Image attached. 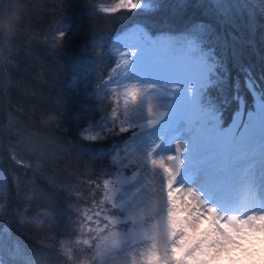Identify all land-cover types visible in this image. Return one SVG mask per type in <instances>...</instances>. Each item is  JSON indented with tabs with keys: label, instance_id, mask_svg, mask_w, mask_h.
Instances as JSON below:
<instances>
[{
	"label": "snow or ice",
	"instance_id": "obj_1",
	"mask_svg": "<svg viewBox=\"0 0 264 264\" xmlns=\"http://www.w3.org/2000/svg\"><path fill=\"white\" fill-rule=\"evenodd\" d=\"M11 3L0 0V15ZM18 3L23 6L18 22L12 34L0 32V47L15 43V33L31 11L25 6L32 0ZM165 6L164 0H97L87 3V14L119 13L117 19L124 22ZM186 6V0L175 5ZM205 6L224 23L254 8L247 0H207ZM148 23L132 25L125 33L128 42H114L111 53L103 51L102 37H93L73 59L77 69L85 61L94 68L105 55L114 56L107 74L91 85L93 74L87 71L73 80L74 89H83L89 101L80 112L99 114L81 125L79 136L86 143L80 151L108 159L109 170L78 181L80 188L51 181L75 201L66 205V216L44 209L33 214L37 190H26L14 178L24 201L16 226L20 231L63 227L48 246L57 264H264V74L258 77L251 67L239 65L242 91L241 76L232 77L217 55L214 42L221 37L210 24H193L179 35H157ZM78 34L79 26L62 18L43 39L59 51ZM12 55L9 50V62ZM230 101L237 108L225 125ZM50 121L58 125L59 114H51ZM109 139L117 142L104 148ZM0 140L7 141L11 164L33 169L24 157L39 150L35 133L10 121ZM8 212L0 169V221ZM6 236L11 240L0 223V264H34L18 239L8 246L5 259Z\"/></svg>",
	"mask_w": 264,
	"mask_h": 264
},
{
	"label": "trees",
	"instance_id": "obj_2",
	"mask_svg": "<svg viewBox=\"0 0 264 264\" xmlns=\"http://www.w3.org/2000/svg\"><path fill=\"white\" fill-rule=\"evenodd\" d=\"M88 2L95 3L97 0H66L64 4L61 0H32L25 6L31 11L24 16L23 28L15 33V43L0 47V131L12 121L22 131L36 134V148L39 149L24 157L26 162L33 164V169H20L6 159L7 141L0 140V169H3L9 201L8 215L0 223L5 224L11 234V240L5 237V259L8 258V246L18 239L34 264H57L48 246L54 243L55 231H64L63 227L48 231L47 225L18 230L17 210L23 209L24 201L17 196L14 178L26 190L33 186L37 190L38 195L31 205L33 214L44 209L55 210L53 214L63 212L66 216V205L75 201L66 199L68 193L57 191L51 181L55 180L57 186L75 185L80 188L78 181L94 178L109 170L108 159H93L80 151L86 143L79 136L81 125H86L93 117L98 119L99 114L80 112L81 105L89 101L84 98L83 89H74L73 80L76 75L87 71L93 74V80L88 82L91 85L96 77L107 74L114 60L113 55H105L94 68L89 67L87 61L82 68H75L73 59L80 55L84 44L91 38L102 37L99 43L103 51L111 53L113 38L129 30L137 21H148L149 30L157 35H179L193 24L208 23L221 37L219 42H214L217 55L225 59L232 77L241 76L242 91L243 77L238 71L239 65L251 67L258 77L264 74V0H247L254 8L246 14H237L229 23H224L207 10V0H186L184 8L175 7L178 0H164L166 6L160 11L135 16L124 22L117 19L119 13L90 18L87 14ZM13 4L14 0L8 11L0 15V23L7 21ZM62 18L69 20L74 27L79 26V34L69 46L53 51L44 42L43 36L54 29ZM9 50L13 53L11 62ZM244 94L247 95L246 92ZM212 95L220 96L216 91ZM227 95L232 96L230 88ZM248 105H252L250 96ZM236 108V103L231 101L225 108V125L230 123ZM56 113L59 114L58 125L50 121V115ZM116 142L109 139L104 142V148ZM32 194L27 191V195ZM256 259H259V253Z\"/></svg>",
	"mask_w": 264,
	"mask_h": 264
},
{
	"label": "clouds",
	"instance_id": "obj_3",
	"mask_svg": "<svg viewBox=\"0 0 264 264\" xmlns=\"http://www.w3.org/2000/svg\"><path fill=\"white\" fill-rule=\"evenodd\" d=\"M12 7H13V11L8 17L7 21L4 23H0V30H3L9 34H12L13 32L12 26L18 22V13L23 9V6L18 3V0H14V4Z\"/></svg>",
	"mask_w": 264,
	"mask_h": 264
},
{
	"label": "rangeland",
	"instance_id": "obj_4",
	"mask_svg": "<svg viewBox=\"0 0 264 264\" xmlns=\"http://www.w3.org/2000/svg\"><path fill=\"white\" fill-rule=\"evenodd\" d=\"M127 31H128V30H125L124 32L118 34L117 36H115V37L113 38L112 42L110 43V49H111V51H112V44H113L114 42H121V43H123V42H128V38L125 36V33H126Z\"/></svg>",
	"mask_w": 264,
	"mask_h": 264
}]
</instances>
